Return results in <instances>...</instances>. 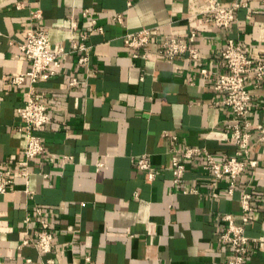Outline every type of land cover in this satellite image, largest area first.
I'll return each instance as SVG.
<instances>
[{
  "label": "crops",
  "instance_id": "crops-1",
  "mask_svg": "<svg viewBox=\"0 0 264 264\" xmlns=\"http://www.w3.org/2000/svg\"><path fill=\"white\" fill-rule=\"evenodd\" d=\"M241 1L246 5L229 27L217 28L199 14L205 0H0V170L12 179L0 194V264L50 257L56 264H229L233 251L220 240L221 216L231 213L239 224L244 193L252 206L245 233L255 239L244 264H264V143L257 132L264 125V80L246 83L249 156L258 165L237 176L232 194L227 177L213 185L201 156L181 157L190 146L217 160L235 155V119L212 83L224 71L228 40L251 58L264 53V0ZM85 9L94 25L82 16ZM37 10L40 17H32ZM32 26L66 49L85 35L90 49L86 64L78 63L82 53H69L38 84L49 107L38 132L46 151L30 161L25 180L17 109L27 84L14 85L9 76L30 67L17 44ZM150 26L156 35L132 57L123 36ZM170 38L194 46L197 58L160 56L161 42ZM73 78L78 85L70 86ZM141 156L150 160L152 178L136 168ZM174 157L186 168L180 186L172 181ZM191 187L196 191H182ZM36 207L54 235L52 253L22 245L37 235Z\"/></svg>",
  "mask_w": 264,
  "mask_h": 264
},
{
  "label": "built area",
  "instance_id": "built-area-1",
  "mask_svg": "<svg viewBox=\"0 0 264 264\" xmlns=\"http://www.w3.org/2000/svg\"><path fill=\"white\" fill-rule=\"evenodd\" d=\"M245 5L246 3L241 0H234L227 5L220 0H205L199 14L205 16L208 22L217 28H227L234 21L235 11ZM40 15V11L37 10L32 17H40ZM82 16L90 18L92 25L95 24V20L88 9L82 11ZM115 19L120 21L119 16ZM96 29L101 30L100 27H96ZM155 35L156 27H143L137 31L126 33L123 40L125 45L132 50V57L136 58L139 57L137 50L147 45ZM17 47L30 64L27 71L9 76L10 83L14 85L27 84L24 102L17 109V113L23 122L18 131L23 133L25 138L24 159L19 161L18 165L21 167V176L27 180L30 161L46 151L38 132L50 119L48 104L37 91L38 84L52 78L61 65V59L69 53H82L78 58V63L80 65L86 64L88 57L85 53L90 48L86 44L85 35H82L78 41L72 42L70 49H66L60 43L51 45L48 32L35 26L27 30L24 40L19 42ZM158 53L169 60L184 53H188L190 58H197L198 55L194 46H190L177 38L162 41ZM221 58L224 71L215 76L212 84L214 90L222 95L219 102L230 108L235 119L230 124L231 138L236 147L235 155L217 160L212 154L201 148L190 146L183 149L181 157L183 160H190L201 156L204 161L202 167L211 172L214 177L213 185H215L216 180L227 177L229 179L228 193L232 194L236 186L237 176L248 168L254 169L258 165L257 160L249 156L252 133L245 119L249 113V103L252 96L247 90L246 83L250 78H253L257 84L264 80V53L260 58H251L244 52L240 44L228 40L221 53ZM201 72L207 74L206 70H201ZM78 83L76 78L69 82L70 86H76ZM257 132L258 140L264 143V125L259 126ZM172 165V181L175 185L180 186L184 181L185 164L174 157L172 158ZM135 166L137 169L147 171L149 178L153 177L151 162L146 156L139 157ZM11 184L12 179L0 170V194L8 192ZM182 191L189 193L195 192L196 189L191 187L184 188ZM25 192L29 198L33 196V191L29 188H25ZM240 204L241 222L239 224L235 223L231 213L221 216L224 228L220 233V240L233 251L229 264H244L249 248L255 241L254 238H250L245 233V225L252 219L251 195L244 193L240 199ZM35 214L39 224L37 235L32 239L25 238L22 245L31 244L40 254L52 253L55 243L49 222L44 217L40 207L35 208ZM29 219L27 217L26 221ZM26 262L31 263V260L26 259ZM35 264H56V262L50 257L44 261L39 260Z\"/></svg>",
  "mask_w": 264,
  "mask_h": 264
}]
</instances>
